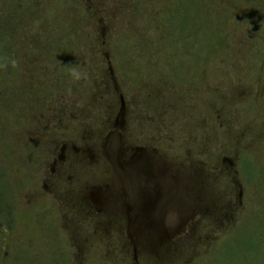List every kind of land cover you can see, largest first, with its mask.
Listing matches in <instances>:
<instances>
[{
    "label": "rangeland",
    "instance_id": "rangeland-1",
    "mask_svg": "<svg viewBox=\"0 0 264 264\" xmlns=\"http://www.w3.org/2000/svg\"><path fill=\"white\" fill-rule=\"evenodd\" d=\"M161 2L0 0V264H264V0Z\"/></svg>",
    "mask_w": 264,
    "mask_h": 264
},
{
    "label": "trees",
    "instance_id": "trees-1",
    "mask_svg": "<svg viewBox=\"0 0 264 264\" xmlns=\"http://www.w3.org/2000/svg\"><path fill=\"white\" fill-rule=\"evenodd\" d=\"M163 2L159 4V14L157 16V25L151 23L145 30L142 25H137L138 30L131 32L134 46L138 47L139 52L144 54L145 48H147V42L150 41L149 37H152L154 43L159 46L163 42H168L171 45L177 44L183 40V36H189L187 38V47L194 45L198 40H195V36L189 31L188 26L195 16L194 0H173V4L170 7L162 6ZM149 30V31H148ZM145 37H144V32ZM143 32V33H142ZM152 32L153 36H149ZM200 35L198 38H201ZM200 41V40H199ZM176 46V45H175ZM173 46V48H175ZM192 47V46H191ZM167 51V50H166ZM174 53L169 54L172 57ZM151 58V57H150ZM153 59V58H151ZM154 60V59H153ZM246 164V163H245ZM248 165V164H246ZM252 166H249L248 172H244L245 176L251 178ZM1 187V186H0ZM1 190V188H0ZM2 191V190H1ZM3 192H0V201H2ZM253 245L251 244V247Z\"/></svg>",
    "mask_w": 264,
    "mask_h": 264
},
{
    "label": "clouds",
    "instance_id": "clouds-1",
    "mask_svg": "<svg viewBox=\"0 0 264 264\" xmlns=\"http://www.w3.org/2000/svg\"><path fill=\"white\" fill-rule=\"evenodd\" d=\"M11 64L13 67L17 66V61L12 60ZM7 67V63H0V68H6ZM70 75L73 78V82H79L81 79H87V72H81L80 70H78V68L73 67L71 69ZM69 94H71V89H68Z\"/></svg>",
    "mask_w": 264,
    "mask_h": 264
}]
</instances>
